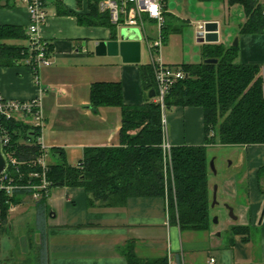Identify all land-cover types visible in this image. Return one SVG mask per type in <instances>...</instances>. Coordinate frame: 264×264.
Here are the masks:
<instances>
[{"label": "crops", "instance_id": "obj_1", "mask_svg": "<svg viewBox=\"0 0 264 264\" xmlns=\"http://www.w3.org/2000/svg\"><path fill=\"white\" fill-rule=\"evenodd\" d=\"M230 1L236 3L229 4ZM240 1L244 0H227L230 7H241L243 23L245 15ZM55 2L69 14H56ZM164 4L165 23L170 14ZM90 5V0H47V18L40 36L52 45L51 66L34 74L23 62L0 61V95L7 100L27 101L42 92L43 143L48 151L56 150L52 153L57 159L55 163L64 160L71 167L78 165L86 149L123 147L119 137L121 111L110 107L93 110V84H119L125 106H140L147 97L140 80V64L130 66L123 64L120 57L99 58L94 54V44L110 40L111 30L79 25L77 17H87ZM211 22L218 24L217 44L231 46L221 36L220 23ZM28 25L29 15L21 3L0 0V26L26 30ZM0 43L28 47L27 40ZM237 44L236 63L261 68L264 96V34L240 35ZM21 123L30 126L31 121L25 119ZM166 125L165 139L171 147L206 149L207 231L180 230L176 211L169 209L166 196L129 197L112 206H88L83 189L55 188L46 200L42 218L38 217L36 203L30 196L17 198L19 202L8 208L7 223L0 234V241H4L0 245V264H127L121 250L128 242H132L134 254L142 260L165 258L170 264H264V179L259 186L257 177L258 169L264 166V146L240 147L237 153L232 147L227 156L230 165L239 160L242 152L245 174H218L216 164L220 158L215 154L224 147L205 144L200 109L173 108L166 117ZM225 205L232 209L235 219L229 216ZM232 228L247 232H235Z\"/></svg>", "mask_w": 264, "mask_h": 264}, {"label": "trees", "instance_id": "obj_2", "mask_svg": "<svg viewBox=\"0 0 264 264\" xmlns=\"http://www.w3.org/2000/svg\"><path fill=\"white\" fill-rule=\"evenodd\" d=\"M204 1V0H201ZM165 0H163V3ZM236 2L230 1L229 4ZM243 6L245 21L239 25L240 35L264 34V14L254 9L252 0L238 2ZM56 14L67 15L59 2H55ZM165 9V4H164ZM79 25L107 27L111 38L116 35L106 17L90 5L87 17L78 16ZM27 40L26 30L14 26H0V41ZM48 42V41H47ZM164 43V35H163ZM48 49L52 52V45ZM201 62L178 66L185 77L173 84L165 97V110L173 108H197L202 112L205 144L218 143L223 147L264 146V96L261 68L257 65L237 64L239 46L225 47L221 44H202ZM29 47H9L0 43L2 64H14L31 57ZM205 59L216 60L205 64ZM6 61V62H5ZM140 80L144 94L155 92L151 67L139 65ZM36 74V73H34ZM146 97L140 106H125L121 86L117 83H96L90 88V106L93 110L110 107L121 111L119 149H86L83 159L76 167L64 160L48 163L46 179L49 182L47 195L35 201L38 217L46 210V200L52 189L81 188L85 191L87 205L112 206L129 197H164L169 209H175L180 230L207 231L209 229V200L207 185V155L205 147L176 146L170 149V165L164 164L162 113L153 99ZM11 132L12 148L18 161L22 183L29 174L39 172L28 164L41 155L39 146L33 145L31 126L21 122L6 123ZM137 131L135 135L130 132ZM29 141L30 145L24 144ZM5 152L7 150L5 149ZM56 153V150H51ZM49 153V152H48ZM170 166V167H169ZM10 168L9 172L13 173ZM257 177L264 178V166L258 169ZM30 190L17 192L10 200L0 195V234L7 223L9 203L16 205L21 196H30ZM235 232L247 229L232 228ZM127 264H168L167 259L142 260L134 254L132 242L121 250Z\"/></svg>", "mask_w": 264, "mask_h": 264}, {"label": "built area", "instance_id": "obj_3", "mask_svg": "<svg viewBox=\"0 0 264 264\" xmlns=\"http://www.w3.org/2000/svg\"><path fill=\"white\" fill-rule=\"evenodd\" d=\"M21 3L28 15L29 25L26 29L29 37L28 49L33 53L31 57L24 59L23 63L34 73L40 69L51 66V52L48 49V42L42 40L40 36V28L44 25L47 12V0H15ZM94 4L98 13L106 17L108 23L115 28L116 35H119L122 29H134L139 31L141 41L145 40L150 58L148 65L152 69L155 82L154 103L159 105L162 113L163 126V143L161 148L164 154V164L170 165V149L171 146L166 141V120L164 100L171 86L177 81L182 80L185 74L179 67H169L165 65L160 56L163 45L162 29L164 24V3L163 0H90ZM254 9L260 8L264 14V0H252ZM155 6V8L153 7ZM153 23L158 31L156 40H150L146 26ZM203 24L197 26L196 34L203 32ZM41 94L27 101L7 100L0 95V137L3 144L4 154L8 160V169L0 174V195L10 200L17 192L30 190V197L37 201L41 196L47 195L49 182L46 179V170L48 164V149L43 143L42 132L45 126V118L41 104ZM30 119L33 132H38L34 137L33 145L39 146L41 155L31 161L28 166H36L39 172L29 174L30 179H37L39 182L34 184L28 181L27 184L22 183L23 176L19 171V167L25 162H20L15 156L12 148V137L6 123L10 121L21 122ZM30 145L29 141L24 142ZM5 149L7 152H5ZM170 167V166H169ZM10 168L14 174L9 172ZM9 207L12 204L9 203ZM168 264H170V261Z\"/></svg>", "mask_w": 264, "mask_h": 264}, {"label": "rangeland", "instance_id": "obj_4", "mask_svg": "<svg viewBox=\"0 0 264 264\" xmlns=\"http://www.w3.org/2000/svg\"><path fill=\"white\" fill-rule=\"evenodd\" d=\"M165 2L167 13L170 15L163 24L164 43L160 56L162 62L167 66L182 64V62H185L183 64H197L200 62L202 46L197 44L196 39L198 24L218 21L220 23L221 36L227 45H232L240 36L238 28L243 21V19H240L243 14L242 9L237 5L230 7L227 0H165ZM145 29L150 40L157 39L158 31L154 25L149 24ZM140 51V64L147 65L150 62V58L145 40L140 42ZM106 58L112 59L114 57ZM168 114L169 110H165V120ZM235 148L236 153L240 151L237 149L240 147ZM232 149L234 148L224 147L215 154L220 158V161L216 164L218 174H245L246 165L243 161L242 152L239 160L230 165L231 161L227 156L231 154ZM213 151L215 152L216 150ZM48 152H50L47 158L48 162H57L52 152ZM1 243L4 244V241H0V245Z\"/></svg>", "mask_w": 264, "mask_h": 264}, {"label": "water", "instance_id": "obj_5", "mask_svg": "<svg viewBox=\"0 0 264 264\" xmlns=\"http://www.w3.org/2000/svg\"><path fill=\"white\" fill-rule=\"evenodd\" d=\"M197 43L199 44H217L218 42V24L215 22H206L203 26V32L196 34ZM141 36L139 31L134 29H122L119 35H115L108 41H100L94 44V54L97 57H120L123 64L128 65H139L141 60L140 51ZM237 45L235 40L232 46ZM205 64H215L216 60L205 59ZM155 92L150 91L148 98L154 99ZM8 160L4 154L3 144L0 137V174H3L8 169ZM210 169L212 170L213 165L210 163ZM264 179V178H263ZM261 179V181L263 180ZM260 181L261 185L262 182ZM215 190V189H214ZM212 198L215 201V191L212 194ZM215 203V202H214ZM224 208L229 212V216L233 217V211L228 206ZM264 213V206L262 214ZM215 221V220H214Z\"/></svg>", "mask_w": 264, "mask_h": 264}, {"label": "clouds", "instance_id": "obj_6", "mask_svg": "<svg viewBox=\"0 0 264 264\" xmlns=\"http://www.w3.org/2000/svg\"><path fill=\"white\" fill-rule=\"evenodd\" d=\"M155 8V6H153Z\"/></svg>", "mask_w": 264, "mask_h": 264}]
</instances>
